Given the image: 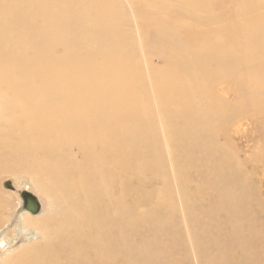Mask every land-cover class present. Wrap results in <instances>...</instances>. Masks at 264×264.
I'll use <instances>...</instances> for the list:
<instances>
[{
	"label": "bare ground",
	"instance_id": "1",
	"mask_svg": "<svg viewBox=\"0 0 264 264\" xmlns=\"http://www.w3.org/2000/svg\"><path fill=\"white\" fill-rule=\"evenodd\" d=\"M138 1L141 11L170 6ZM225 1L177 4L179 25L190 26L184 32L168 24L170 13L148 21L169 57L153 92L199 264H264L263 209L251 201L241 161L218 143L235 118L219 87L244 65L261 74L250 56L264 49L261 37L255 40L259 20L241 14L245 4L237 11L243 22L222 24L227 17L217 5ZM254 5L264 12V0ZM120 7L116 0H0V177L27 181L51 199L48 215L17 212L16 226L29 241L4 264L187 263L192 250L170 201V180L153 188L168 172L145 100L150 79L125 44ZM205 196L211 200L202 207ZM5 198L0 192V209ZM11 244L0 234V246Z\"/></svg>",
	"mask_w": 264,
	"mask_h": 264
},
{
	"label": "rangeland",
	"instance_id": "2",
	"mask_svg": "<svg viewBox=\"0 0 264 264\" xmlns=\"http://www.w3.org/2000/svg\"><path fill=\"white\" fill-rule=\"evenodd\" d=\"M144 1H146V0H143V2ZM159 1H161V0H155L153 7H155L156 4H159ZM116 2L119 3V6H121L118 9V11L120 13H123L124 14L123 16H125V19H126V20H124L125 36L123 35L125 44L127 45V47L129 49H131L130 53L133 55V57L135 59H137L139 62H141L139 64V68H140V71L142 73V76H145L146 83H148V80L150 79L149 85L144 83L145 86L148 85V90L149 91L151 90L150 94H148L149 91H147V93L145 92L146 93L145 100H146V102H149L148 103L149 109L150 108L153 109V111L150 109L152 111V112L151 111L150 112L152 114L153 121L154 122L156 121V123H154V125H155V128L157 126V129H156L157 133H155V135H156L157 140L159 142L158 144L160 146V149L162 147V151H163L162 153L164 155L163 156L164 157L163 162H164V164H166L165 165V172H168L166 175L167 177L164 178V176L162 175L161 178H159V180L156 181L153 188L156 187L155 190L159 191L160 189L165 187V181H168V180L171 181V182L168 181L169 184L167 185L168 188H169V186L173 187V188L171 187V191H170L171 192L170 196L172 198V200H170V201H172L174 203V205L176 206L175 209H176V213L178 215L177 221H178V223L180 221V223H179L180 232L184 238V242L186 244L185 247L187 246L186 250H187V252H190L192 250L187 257V260H186L187 263L186 264H199L198 257H196V252H195V249L193 248V244H194L193 241L194 240H193V234H192V226L190 225L191 223L188 220V213L186 210V205H185L184 199H183L181 191H180L177 173L175 172L176 171L175 167H173L174 159L170 155V152H168L169 149H167L168 145L166 144V140H165L166 135L164 133L166 126H164L161 122V121H163V119L161 120V117L163 118V116H161L162 113L160 112L159 107H158V106H160V104L159 105L157 104V98L155 95L156 92H155V94L153 92V90H154L153 86H155L154 78H155V76H158V74L159 75L163 74V70L169 62V57L166 56L167 54L163 50V46L161 45V41L157 39L156 34L154 33L155 27L153 26V28H152L151 25L148 23V21H151V18L157 19L156 17H159V20L162 19L161 21H164L166 14L170 13L169 14L170 19H168L166 21H168V24L172 27V29L175 30L177 33L180 31L181 32L186 31L190 26H188V27L186 26L187 28H184L183 27L184 24L179 25L180 23L182 24L183 19L182 20H180V19L182 18L181 16H183L184 14H182L178 9L175 8L176 5L183 2V0H168L167 3H169L170 6L165 7L166 10H163L162 7H159L158 9L153 8L151 10V9H149L150 8L149 4H147L143 7V11H141V9L138 7L139 6L138 0L135 1L136 5H134V3H133V6H132L133 8L128 4V0H116ZM256 2H259V0H252V1L226 0L224 2L225 5H223V6L217 5V7L222 8V9L219 8L217 13H222V14H224V16L227 17V20H223V23H222L223 25H226V26L227 25L230 26L232 24H238L241 21L243 22L244 20H247L250 23H255V20H259V24H257V25L255 24V40H258L259 37H261L262 41H260V39H259V41L262 43L261 47H263V49H264V45H263L264 44V20H263L264 19V12L261 13L259 10L260 7H256L254 5V4H256ZM241 4L246 5V8H245L246 10H243V13H241V12H242V8L244 9V5L241 6ZM122 5H124L125 8ZM126 5H128V6H126ZM254 6H255V10L253 9V11H252L251 9L254 8ZM114 7H116V3H114ZM237 11H238V13H241V14L247 13V11H248L247 16L244 18V20L237 16ZM217 13H214V15H217ZM256 13H258L260 16ZM154 15H156V16L154 17ZM233 17H234V19H232ZM249 17H251V18L248 19ZM228 18H230V19H228ZM177 21H179V23ZM146 27H147V29H146ZM145 32L149 33L148 35L151 34L150 35V42L147 44L145 43V39H146ZM256 47H257V45L255 43V49H256ZM132 48L134 49L135 52H132ZM256 50H258V48ZM58 51H59V55L63 54L61 52L62 50L61 51L58 50ZM141 52H142V54H141ZM130 53H129V55H130ZM132 55H130V57ZM250 60H255V67H256V64H257V67H258V65L261 66L260 69H261V72L263 74L257 73L256 76L254 77V76H252V74L247 73L249 71L250 66L244 65V66H241L240 68L236 69L231 76H227L226 83L219 87V95L224 98L223 99L224 101L222 100L221 102L222 103L224 102L228 106V109L231 110V114H232L231 116H235V118L233 120H231V122H228L224 126V132L219 137L218 143L220 145H224V143H225V145L229 148V150H231V151H233V153H235V156L239 160V162L241 161L240 163H241V165H243L242 166V168H243L242 181L244 183H249V185L251 186L249 196L251 197V201L254 199L253 200L254 205H255V197H256V201H258L257 203L259 204L255 207L256 209H258L260 207L263 209L262 210L263 215L261 217L263 218L262 221L264 223V170H263L264 165H262L263 161H264V80H261V78H263V77L258 79L259 76H262V75L264 76V52H262L261 55H259V57L257 59H255L254 55H251ZM141 64H144V66H142ZM210 65H213L212 61L210 62ZM148 76H149V78H148ZM239 79H242L244 81L245 84L243 83V86L239 83ZM229 84H230V87H229ZM148 96H150V97H148ZM150 98H152V100L154 98V102L150 101L151 100ZM149 104L152 106L150 107ZM153 112L155 114H153ZM154 117H156V118H154ZM221 140L224 141V143ZM164 146H166V148ZM233 159L235 160L234 157H233ZM171 160H172V162H171ZM173 170H175L174 171L175 173H173ZM195 175L198 176L196 173H195ZM0 179H1L0 180V182H1L0 192L2 194L4 193V195L6 197L5 199L7 200L6 202L8 204L6 206V208L2 207L0 209V234L4 233V236L6 237V242H7V240H8V242L11 241V239H12L11 245H7L5 248L0 246V264H4L3 262L9 258V255L13 251L14 252L20 251V249L23 246L21 244L28 243L27 241H29L27 236H23L22 234H20V232L16 226L17 222H18L17 212L23 207V200L21 198V193L24 191H27L39 199V201L41 202V213L40 214H42V215H48L47 212L50 213L51 199L48 197V195L46 197L45 193H41V191L35 185H33L27 181L26 182H20L12 175H10V176L2 175L0 177ZM195 180H197V179H195ZM195 180H194V182H195ZM160 181H161V183H160ZM6 182H11L14 189L13 190L7 189L5 187ZM174 182L176 183L175 185H174ZM194 182L191 183V185H192L191 189L192 190L193 189L195 190L197 187L196 183H194ZM158 186L159 187L161 186V187L159 188ZM252 188H253V191H252ZM149 192H151V190H149ZM176 195H177V197H176ZM170 196H169V198H170ZM209 198L210 197H208V196L204 197L205 202L201 203V204H203V205H201L202 207H204L208 204V201L211 200V198L210 199ZM196 201H198V200H196ZM147 207L153 208V205L148 204ZM3 208L5 209V211ZM15 219H17V220H15ZM2 223H4V224H2ZM258 232H260L259 235H260L261 241H262L261 242V251L264 252V246H263L264 245V228H259ZM35 238L37 240L40 239L38 235ZM186 238H187V240H186ZM188 239H189V243H187ZM24 240H26V241L24 242ZM15 246H17V247H15ZM17 248H19V249H17ZM14 249H16V250H14ZM154 249H156L155 251L158 250V248L155 246H154ZM10 251H12V252H10ZM178 255H179V258L183 259V252L181 250H179Z\"/></svg>",
	"mask_w": 264,
	"mask_h": 264
},
{
	"label": "water",
	"instance_id": "3",
	"mask_svg": "<svg viewBox=\"0 0 264 264\" xmlns=\"http://www.w3.org/2000/svg\"><path fill=\"white\" fill-rule=\"evenodd\" d=\"M5 187L9 190L14 189L11 182H6ZM21 198L23 200V210H27L34 215H38L41 212V202L36 196L25 191L21 193Z\"/></svg>",
	"mask_w": 264,
	"mask_h": 264
}]
</instances>
